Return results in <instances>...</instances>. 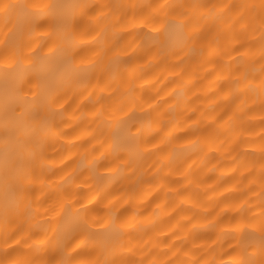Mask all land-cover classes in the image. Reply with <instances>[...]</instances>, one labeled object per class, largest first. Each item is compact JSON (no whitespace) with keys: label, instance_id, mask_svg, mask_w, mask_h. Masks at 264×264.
<instances>
[{"label":"snow or ice","instance_id":"snow-or-ice-1","mask_svg":"<svg viewBox=\"0 0 264 264\" xmlns=\"http://www.w3.org/2000/svg\"><path fill=\"white\" fill-rule=\"evenodd\" d=\"M218 7L174 5L167 0L155 4L0 0V264H264V134L253 142L251 152L244 153L250 159L240 165L247 171L243 180L250 185L241 193L243 198L239 202L230 197L214 199L223 184L213 188L198 181L192 170L193 155L205 149L218 151L212 130L219 133L233 120L229 111L216 117L213 113L220 105H215L198 115L194 101L186 97L185 103H177L195 84L165 100L169 104L165 112L153 106L155 98L150 103H111L117 96L133 95L132 64L148 53L154 52L161 64L176 57L177 63L168 66L178 70L172 73L177 77L173 83L183 81L189 75L184 66L204 51L203 45L197 48L198 34L191 30L186 9H207L208 16H215ZM223 8L228 12L216 18L230 17L229 25L239 26L238 36L244 38L240 48L246 50L232 49L239 59L229 56L236 65L235 75L223 103L239 101L247 115L255 110L248 107L251 102L261 110L264 124V0ZM133 31L152 47L138 48L135 42L122 47L123 36ZM45 47L48 54L43 53ZM25 83L34 89L29 90L30 99ZM84 114L95 128L73 137L80 143L62 146L61 156L68 159L65 153L78 148L86 154H74L68 164L61 160L63 167L53 168L45 149L61 135L56 129L68 123L66 115L80 119ZM172 128L182 129L183 135H172ZM225 131H231L230 124ZM97 140L99 146L92 147ZM173 141L181 146L172 147ZM177 153L190 154L178 164ZM152 155L159 157L153 166L156 174L145 180L138 172L139 160ZM165 169L168 176L162 175ZM126 172L130 174L125 176ZM172 173L180 179L170 180ZM124 179L131 183L122 193L108 189ZM163 180L176 186L168 189L171 199L166 207L178 201L176 215L187 213L184 224H172L167 232L160 227L159 204L160 211L151 218L137 204L141 183ZM82 185L89 188L88 195L81 194ZM248 193L255 200H249ZM43 205L47 207L41 212ZM254 206L259 214L249 215ZM172 211L167 213L169 222L175 219ZM222 212L235 213L227 225ZM153 232L167 236L159 242L167 251L158 253L147 241L139 246L133 243ZM204 238L211 240L207 248L196 243ZM225 238L230 241V251L224 253L227 260L212 255L217 241ZM177 252L189 258H159Z\"/></svg>","mask_w":264,"mask_h":264},{"label":"bare ground","instance_id":"bare-ground-1","mask_svg":"<svg viewBox=\"0 0 264 264\" xmlns=\"http://www.w3.org/2000/svg\"><path fill=\"white\" fill-rule=\"evenodd\" d=\"M39 2V0H35ZM82 2L87 3H112V4H121V3H161L163 0H82ZM168 3L174 5H217L220 6L215 10V16H208L207 9H186L189 11L190 16L188 19L191 20V30L194 34H198L196 45L197 48L203 45V53L198 54L194 59H191L184 66L188 69L189 75L184 76L183 81L173 83L177 80V77L172 73L178 71L170 68L169 64L177 63L176 57H170L169 60L161 64L160 58L155 55L154 52L144 55L142 60L133 62L132 67L135 69L131 73L135 91L131 97L128 96H117L111 103L113 105L119 103H126L134 100L137 103H143L148 101L149 103L153 98L156 99V104L154 107H159L160 112L167 111L169 104H164L165 100H169L170 96L181 89H186L191 87L192 84H195V87L192 88L191 92H187L186 96L181 95L177 99V103H185L186 97L187 100L194 101L192 105L197 110L199 115L200 111H208L209 108L214 107L215 105H220L219 108H216L214 116L219 117L223 115L224 111H229V115L233 116V120L229 122L231 125V131H225L229 128V124H225L223 128L220 129L219 133L213 131L215 138V143L213 144L214 148H217L218 151L208 152L205 149V153H200L198 155H193V171L195 172L196 179L198 181H203L206 185H211L213 188H216L218 185L223 184V187L219 188V191L215 194L214 199H223L224 197H230L231 199L239 202V199H242L241 193L246 192L247 187H250L246 181L243 180V177L247 175L244 167L240 165L246 160L250 159L246 157L244 153L251 152L256 146L253 144L254 141L259 140V136L264 129V124H261V110L252 105L249 102L248 107H254L255 110L249 112L247 115H244L246 109L244 105L239 101L233 105L230 103H223L225 92L229 87V81L235 75L232 72V69L236 67L233 60L229 58L239 57L235 52H232L233 48L239 49L241 52L246 51L243 48H240V43L244 42L242 36L238 34L242 31L239 26L232 27L229 25L228 20L230 17H225L223 19H217L216 16H219L222 12H228V9L223 8V5H242L249 3H259V0H167ZM207 16V19L201 17ZM232 16H235V13H232ZM3 31V21L0 20V34ZM147 31V29H145ZM219 37V39H217ZM135 42V45L138 48H151L152 44L150 41H145L142 36L138 35L133 31L132 35H125L121 40V46L126 47L128 44ZM52 45L49 44L48 47ZM48 47H45L43 50L44 54H48ZM213 61L212 64H209L208 61ZM247 60V57H245ZM159 65V66H157ZM213 72L214 74L209 76L208 73ZM2 73H0V88L3 87ZM183 75V72H181ZM219 77V78H218ZM25 92L28 93L29 99L31 98L30 89L34 90L32 85L25 83L23 85ZM195 93V95H193ZM104 95H108L106 91ZM200 97V99H196ZM171 103V101H170ZM131 107V103H129ZM147 108V104H144ZM118 115L123 116V113H118ZM158 115V113L153 114ZM236 116L241 118L237 119ZM67 124H60V127L56 129L58 135L54 140L49 142V145L45 149V154L49 157L48 163L52 164L53 168L63 167L61 160L64 164H68L70 159H74L75 155L86 154L84 148L72 149L71 153H65L68 156V159H64L61 156V152L64 151L62 146L67 145L70 141L74 143H80V141H73V137L80 136L81 132L85 128H95V125L90 123L91 117L87 114L81 116L80 119H75L71 115H66ZM228 118L225 117V120ZM169 131L174 136L183 135V131L180 128H172ZM82 139H87V136H83ZM99 140L92 143V147H98ZM181 146L180 142L173 141L172 147L179 148ZM88 147V146H85ZM90 150V149H89ZM190 153H177L176 160L179 164L187 155ZM99 155V153H97ZM159 159L157 155L144 156L139 160L138 172H142L145 180H150L151 176L156 173L153 171V166L156 161ZM88 161H85L87 164ZM188 163H192V160H189ZM184 168H187V164H184ZM130 173H125V176H128ZM87 175V174H86ZM162 175L168 176L169 170L165 169ZM235 177L229 179L230 177ZM83 179V178H82ZM170 180L180 179L175 173H172L169 176ZM130 181L127 179L121 180L119 182H113L108 185V189L114 193H122L124 189L128 188ZM170 187H176L174 184H170L168 180L163 181H153L151 183H141L140 191L142 195L137 201L138 205H143L140 208L141 211L145 212L146 216L151 218L150 214H154L156 211H160V227L164 232H167V228L171 227L172 224H184L186 222L187 213H182L180 216L176 215V212L180 211V208L177 207L179 203L172 204L171 208L166 207L170 203L171 194L168 192ZM203 191L204 189H200ZM95 191V189H93ZM101 194H103L104 189H101ZM90 192L89 188L86 185H82L81 194L88 195ZM2 195V193H0ZM39 196L40 194L37 193ZM211 197V193H209ZM153 197H158L153 199ZM249 200H255V197L252 193L247 194ZM43 199V197H41ZM151 201V203H150ZM160 205V209L156 208V205ZM189 205H185L188 207ZM47 205L40 207V211H43V208ZM97 209L101 212L104 209L100 205L96 206ZM223 207V205H221ZM175 209L176 211H172ZM172 211V215L175 216L174 220L169 222L168 212ZM219 211V209H218ZM259 210L255 208L252 213L249 215H258ZM221 217L223 222L227 225L235 215L233 212H222ZM143 219V218H141ZM191 229V225L185 229V232H188ZM170 235V233H169ZM215 237H213L214 239ZM161 240H167V236L161 235L160 232H153L149 235L143 236L142 239L134 241L133 243L137 246L143 245L145 241L148 242V246L152 247L158 253L167 251L163 244L159 242ZM229 240L228 238L217 241L216 252L212 255L216 257H223L227 260V256L224 255L225 252L230 251L229 249ZM197 244L203 243L204 247L207 248L211 244V240L204 238L203 241H197ZM191 247V246H190ZM139 255V254H138ZM179 257L181 260L188 259L189 257L183 256L182 252H177V256H172L169 254L167 257L160 256V259H176ZM211 258V257H208Z\"/></svg>","mask_w":264,"mask_h":264}]
</instances>
